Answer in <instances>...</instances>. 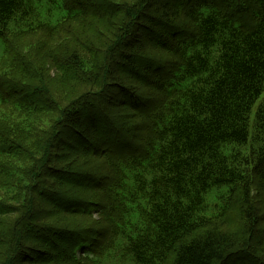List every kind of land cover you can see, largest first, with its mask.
<instances>
[{"label":"trees","instance_id":"obj_1","mask_svg":"<svg viewBox=\"0 0 264 264\" xmlns=\"http://www.w3.org/2000/svg\"><path fill=\"white\" fill-rule=\"evenodd\" d=\"M98 1L0 0L1 39L89 19L111 40L51 59L88 85L61 108L55 133L100 165L84 173L65 153L68 170L44 158L30 170L32 181L51 171L50 203L82 225L53 227L69 239H48L40 254L54 264H264V0ZM8 87L0 104L35 108ZM17 149L0 136V155ZM5 206L0 214L18 212ZM21 221L1 228L0 264H12Z\"/></svg>","mask_w":264,"mask_h":264},{"label":"rangeland","instance_id":"obj_2","mask_svg":"<svg viewBox=\"0 0 264 264\" xmlns=\"http://www.w3.org/2000/svg\"><path fill=\"white\" fill-rule=\"evenodd\" d=\"M116 1L122 2L123 0ZM162 1L156 0L155 2ZM99 8L102 10L101 6ZM90 21L87 19L86 21L71 23L54 35L41 32L15 35L10 32L6 38H0V88L4 90L9 85L8 89L11 88L22 96L32 94L30 100L35 107L16 110L9 104H0V136L7 137L16 147L20 148L12 153L0 155V204L6 205L5 207H13L16 209L15 211H18L15 214H0V233L1 228H4L5 231L3 232H6L8 224L22 219L18 228L19 232L21 230L18 239L20 247L15 249L16 254L12 253L9 256L12 264H54L53 261L46 260L47 257L40 252L50 248L49 243H47L48 239L53 241L52 238L55 237L57 240L55 243L58 242L61 246L63 243L61 241L64 238L69 239V237L62 231L54 230L53 227L75 228L82 226L79 224L78 218L64 214V207L61 205L56 207L50 203L51 200H49L48 195L51 186L49 183H54L51 171L49 170L47 174H44L40 180L32 181L30 170H34L35 165L41 163L39 161L43 158L42 162L45 165H50L53 168L57 165H64V169L68 170L70 160L63 156L65 153L71 155L70 159L74 160L73 163L76 165L74 169H83V172L85 170L92 174L93 172L96 173L94 167L100 165V159L96 156L82 155L84 148H79L80 151L66 148L64 144L65 135L62 137L61 133L60 137L63 139L61 144V139L55 133V131L61 130L62 125L64 127L62 115L63 110L67 107V102L78 96L79 93H83L84 89L87 90L88 85L84 83L83 79V83L80 84L79 81L69 78V75L63 73L61 69H56L51 60L52 57L55 55L64 56V46L72 49L82 42L93 46L94 50L100 53L101 50L103 51L104 45H107V41H111L109 34L103 33L101 27L99 28L97 24L93 26ZM79 40L82 41L79 44L76 43ZM96 51L90 53L91 57L98 55ZM19 64H28L30 68L28 71H22L18 68ZM149 68L147 72L153 75L154 68ZM38 86L44 87L46 92L35 93L37 89L34 87ZM113 93H116V90ZM117 95L121 98L123 96L120 93ZM103 99L105 105L109 106L107 103L109 98L104 96ZM93 101H98V98H94ZM78 116L82 115L79 113ZM68 133L70 137L73 135ZM53 135H56V141L51 147ZM71 139V143L78 146L75 137L72 136ZM81 164L82 166H80ZM43 187L45 190L42 189ZM57 191L68 197L67 194L70 190L65 185L63 188L58 187ZM254 193L258 199L261 197L256 188ZM74 194L71 198L77 200L78 198L75 196L80 193ZM21 195L27 199L26 203L22 204L20 201ZM11 199H17L18 202L13 203ZM20 204L23 206H20L19 209ZM24 211L30 212L32 220H25ZM5 249L0 244V255ZM22 249H26L24 251L25 257L20 254ZM33 251H38L36 253L38 256L33 255ZM62 255L65 257L64 254Z\"/></svg>","mask_w":264,"mask_h":264}]
</instances>
